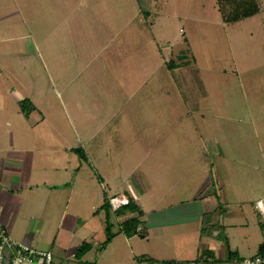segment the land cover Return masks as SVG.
<instances>
[{
    "label": "rangeland",
    "instance_id": "374dc122",
    "mask_svg": "<svg viewBox=\"0 0 264 264\" xmlns=\"http://www.w3.org/2000/svg\"><path fill=\"white\" fill-rule=\"evenodd\" d=\"M260 4L258 15L226 25L215 0H0V142L31 152L35 167L62 185L50 206L42 189L35 190L41 204L25 197L37 218L24 223L33 248L80 238L93 262L134 248L130 264H241L260 252ZM24 99L36 106L28 118ZM123 191L146 211L140 208L145 228L207 199L216 222L199 214L186 234L192 242L168 239L165 256L150 260L134 245L148 247L147 239L134 236L124 247L123 218L101 209ZM108 223L125 244L102 251ZM175 227L164 234L189 229ZM78 249L64 260L82 259Z\"/></svg>",
    "mask_w": 264,
    "mask_h": 264
},
{
    "label": "crops",
    "instance_id": "0c3cea01",
    "mask_svg": "<svg viewBox=\"0 0 264 264\" xmlns=\"http://www.w3.org/2000/svg\"><path fill=\"white\" fill-rule=\"evenodd\" d=\"M2 91L3 89L0 86V98L2 97ZM30 153L31 152L29 151L28 152L24 151V149L22 148H18L16 145H11V144L9 145L8 142H0V225L2 226V228H6L8 230V234L14 241L15 240L16 242L23 241L29 244L33 242V237L31 238L28 232L25 230L26 227L24 226V223L28 220V218L33 217L30 220L33 221L34 224H36L37 218H34V216L32 215L33 213H30V211L27 212V210H29L28 208L25 210V203L27 200L26 198L30 199V201H33L34 205L36 200L38 201L39 204H41L42 200H40L38 196L41 193H45L47 196V205L50 206L53 200L52 194H54L58 190L60 191V186H62L59 183H56V181L52 180L51 171L49 169L41 171L40 169L35 167L33 161L29 157ZM56 165H54V167ZM38 176H40L41 179H38ZM39 189H42L40 190L41 193H38L40 191L37 192L35 191ZM121 195H125L126 197H129L127 191L121 192L118 196ZM137 205L144 211L143 207L139 203H137ZM214 205H215L214 200H210V199L200 202V204L197 207L196 204L191 208H189L188 205H185L183 206V209L188 208L189 210L187 211L184 210L183 212H181L183 213V215L178 214L176 218L175 217L169 218L168 214L171 215V212H166L168 213L167 218L160 217L158 219H155V221H151L148 223V226L146 228L147 240H145L148 242V247H145V245H143V247L140 246L139 242H135L134 245H136L138 248H144L145 249L144 252L151 257L150 259L159 261V258H163L166 254L165 252H163V250L164 247L168 246L169 243L168 239L171 238L176 239L179 246H183L182 245L183 242L193 241L192 236L188 237V235L186 236V234H189V232L191 233L192 230H190V227H192V225L195 223L194 222L195 220H200L202 215L207 216L208 222H212V223L216 222V217L214 215L215 213L211 214V212L214 209ZM180 207L179 209H181ZM194 210H196V212ZM145 212L146 211H144V213ZM199 214L201 217L199 216ZM121 217L123 218L122 220L124 221L131 216L129 215V216H121ZM121 217H118V220H120ZM74 219L75 218L73 217L71 220L72 223L75 222ZM72 223L69 225L68 230L67 229L64 230L62 228H60L59 230L61 231L64 230L66 233L67 232L71 233L70 231L72 230V226H73ZM173 225L178 226L175 228H181V227L186 228L185 226H187L189 229L186 230L181 229L183 233L179 234L178 236L175 234H173L172 236H168L164 234V230L165 229L168 230L169 229L168 227ZM62 226H64V224L61 225L60 227ZM76 228L77 226L75 227V229ZM17 229H19L20 231H18ZM80 229L86 232L87 234H89L90 232V230H88V228H86L85 225L80 227ZM120 235L122 236V234L116 235L109 243L107 248L104 250L106 251L107 249H110L113 246L119 249L125 243L127 246L124 247L127 248L128 247L130 248V246L133 247L132 240L135 239V237L129 238L123 235L122 237H124L123 239L126 241L124 243L123 240L117 241ZM15 237H17L18 239L17 238L15 239ZM52 242H53V246H52L53 248L57 245L59 246V250H55L52 253L53 264H63L62 261L64 260L65 252H69V250H77L80 244L83 243L84 241L79 238L77 239V241L68 243L62 241V239H60L59 241V237H56L55 239H53ZM45 246L46 248L43 250L47 252H52L51 246H50L51 249H48L49 244ZM92 251L93 248H91L90 251H88V253L84 255L83 258L80 260H77L75 257V260H77L78 262L75 261L74 263L73 262L71 263L68 260L66 261L64 260V264H122V263L130 264L132 263V261L134 262L135 260L134 257L136 255V253H134L136 251H134L133 248V250H130L129 253L127 252L119 253L121 256L117 257L118 259L114 258L113 260H111L105 258V256H103V258L101 256L97 262H93L89 258V255L91 254ZM219 255L220 257L224 256L222 251L219 252ZM189 256L190 255H186L187 258Z\"/></svg>",
    "mask_w": 264,
    "mask_h": 264
},
{
    "label": "trees",
    "instance_id": "16d2710c",
    "mask_svg": "<svg viewBox=\"0 0 264 264\" xmlns=\"http://www.w3.org/2000/svg\"><path fill=\"white\" fill-rule=\"evenodd\" d=\"M217 9L221 14L223 23L226 25H234L241 22L244 19L254 17L261 13L262 8L260 4V0H215ZM19 107L21 113L25 117H29L30 114L36 109V106L28 99H24L19 102ZM129 204L120 207L118 210L114 211V213L118 216H125L126 214H131L132 216L122 222L121 233L125 236L132 238L134 236H138L141 239H147L146 228L143 226V221L139 218L142 217L143 212L140 210V207L137 205L135 200L128 197ZM101 209H105L107 213L113 211L110 201H106ZM142 226V228H140ZM107 237L102 244L101 249L104 250L107 248L112 239L116 236L111 232V224L108 223L106 227ZM92 247L83 243L81 247L78 249V256L83 257L90 251ZM261 251V246L259 248ZM152 260V259H150ZM171 264V263H169Z\"/></svg>",
    "mask_w": 264,
    "mask_h": 264
},
{
    "label": "built area",
    "instance_id": "2783aa9c",
    "mask_svg": "<svg viewBox=\"0 0 264 264\" xmlns=\"http://www.w3.org/2000/svg\"><path fill=\"white\" fill-rule=\"evenodd\" d=\"M113 211L128 205L129 199L125 195L110 198ZM255 211L261 215L264 222V198L259 199L254 205ZM0 264H53L51 252L38 251L23 243L9 238L8 230L0 225ZM241 264H264V246L252 258L244 259Z\"/></svg>",
    "mask_w": 264,
    "mask_h": 264
}]
</instances>
